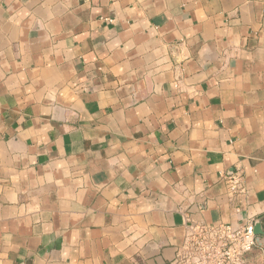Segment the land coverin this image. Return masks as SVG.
<instances>
[{"label": "crops", "instance_id": "1", "mask_svg": "<svg viewBox=\"0 0 264 264\" xmlns=\"http://www.w3.org/2000/svg\"><path fill=\"white\" fill-rule=\"evenodd\" d=\"M245 218L264 0H0V264H168L189 220Z\"/></svg>", "mask_w": 264, "mask_h": 264}, {"label": "built area", "instance_id": "2", "mask_svg": "<svg viewBox=\"0 0 264 264\" xmlns=\"http://www.w3.org/2000/svg\"><path fill=\"white\" fill-rule=\"evenodd\" d=\"M223 176L231 198L245 191L241 172L228 171ZM257 225L254 218L240 224L189 220L183 241L168 264H255L251 258L255 250L264 264V231L260 228L262 233H256Z\"/></svg>", "mask_w": 264, "mask_h": 264}, {"label": "water", "instance_id": "3", "mask_svg": "<svg viewBox=\"0 0 264 264\" xmlns=\"http://www.w3.org/2000/svg\"><path fill=\"white\" fill-rule=\"evenodd\" d=\"M255 232L256 233H262V231L260 230V226L259 225H257L256 227H255Z\"/></svg>", "mask_w": 264, "mask_h": 264}]
</instances>
